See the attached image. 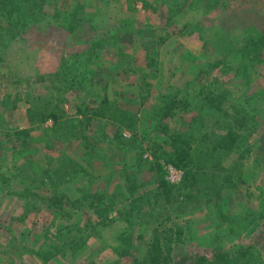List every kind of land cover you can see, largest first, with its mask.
I'll return each mask as SVG.
<instances>
[{"label": "rangeland", "instance_id": "obj_1", "mask_svg": "<svg viewBox=\"0 0 264 264\" xmlns=\"http://www.w3.org/2000/svg\"><path fill=\"white\" fill-rule=\"evenodd\" d=\"M190 122L194 187L153 154ZM0 175V264H264V0L0 3Z\"/></svg>", "mask_w": 264, "mask_h": 264}, {"label": "trees", "instance_id": "obj_2", "mask_svg": "<svg viewBox=\"0 0 264 264\" xmlns=\"http://www.w3.org/2000/svg\"><path fill=\"white\" fill-rule=\"evenodd\" d=\"M8 1L9 0H0V3L3 4ZM13 20L15 22L20 20L17 12L15 13L13 17ZM15 22H10V26L12 28H14L13 26H16L15 24H13ZM23 26L24 25L21 22V24L17 26V29L20 31L23 29ZM175 98L176 96L174 95L169 101H167L163 106H161V110L158 115L161 119L162 117H165L169 113H171V111L173 110V105L176 101ZM26 115L28 116L30 123H36V122L42 123L48 118L52 119L53 122L56 123L60 117V115H57L54 110L42 108L41 104H35L33 106L28 107L26 109ZM198 115L199 116L201 115L203 118L205 117V114L202 113L201 111L198 113ZM87 120L90 121V117L87 118ZM188 125H189L188 129H186L184 132L172 134L168 137L169 141L167 142H169L170 150H166L163 147H159V151L158 152L154 151L153 154L156 155L157 158L162 159L165 164H170L175 168L182 169L184 173V179L182 183L187 184V186L189 185V187L190 186L194 187L200 181L199 172L202 166L200 161H201V158L203 157V153L200 150V147H198V145H196L195 143H192L194 141L188 138L191 136H193L194 138V132L199 129V125H196L195 127V125H193V122L188 123ZM125 126H128V125L125 124ZM153 128H157V125L153 126ZM78 131H81V130H76L73 134H76V132ZM13 134H14L15 140L19 139L20 138L19 136L21 135L28 136V132L26 131V129L16 130ZM82 140H83L82 142L85 141V145H86V140L84 139V137H82ZM198 141L199 140H197V142ZM193 144L195 146H192ZM47 146H50V143H48ZM82 166L84 167V169H81V170H83L84 173H86L87 172L86 166L83 165L81 161H79L78 167H82ZM82 176H87V174H83ZM1 178H3L2 179L3 182H6L8 180L7 177L1 176ZM86 178H82V179H86ZM160 181L161 183H158V185L160 184L167 185V183H164L162 181V177L160 178ZM81 186L84 187V184L82 182H81ZM125 186H126L127 193L131 197H133V199H131V205L132 207L133 206L135 207L136 201H140L142 199L141 197H144L143 193H141V195H138L137 197L134 196L135 192H137V190L140 188L141 185L138 184L134 179L133 180L131 179L130 182L125 183ZM158 189H159L158 187H155V188H152L151 191L154 192ZM52 193L58 194L59 192L52 189ZM140 208H141L140 206L137 207L138 210ZM182 233H183V230L181 228H177L176 230L167 228L161 232V234L163 235L162 237L167 239L170 242H179L181 240L180 237ZM156 241L160 242V239H157ZM147 264H160V263H157L156 261H153V262L148 261Z\"/></svg>", "mask_w": 264, "mask_h": 264}, {"label": "built area", "instance_id": "obj_3", "mask_svg": "<svg viewBox=\"0 0 264 264\" xmlns=\"http://www.w3.org/2000/svg\"><path fill=\"white\" fill-rule=\"evenodd\" d=\"M124 135H126V133H124Z\"/></svg>", "mask_w": 264, "mask_h": 264}]
</instances>
